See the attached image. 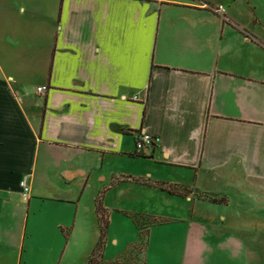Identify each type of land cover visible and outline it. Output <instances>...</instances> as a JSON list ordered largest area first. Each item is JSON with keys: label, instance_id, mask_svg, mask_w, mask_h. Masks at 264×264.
I'll use <instances>...</instances> for the list:
<instances>
[{"label": "crops", "instance_id": "crops-1", "mask_svg": "<svg viewBox=\"0 0 264 264\" xmlns=\"http://www.w3.org/2000/svg\"><path fill=\"white\" fill-rule=\"evenodd\" d=\"M144 132L160 141L138 151ZM253 187L264 201V0H0V264L85 263L99 194L97 264H147L155 229L129 251L135 215L185 224L176 264L236 258L210 244L222 204L193 191L228 203ZM112 223L135 240L120 247Z\"/></svg>", "mask_w": 264, "mask_h": 264}, {"label": "rangeland", "instance_id": "rangeland-1", "mask_svg": "<svg viewBox=\"0 0 264 264\" xmlns=\"http://www.w3.org/2000/svg\"><path fill=\"white\" fill-rule=\"evenodd\" d=\"M29 84H34V82L30 81ZM230 195V202L221 203L222 205H218L216 206L217 208L213 209L214 216L219 219L217 218V224L211 223L209 225L212 233L215 234L210 244L213 247L216 240L228 239L227 241L233 247L241 249L242 252L232 259L220 255L213 256L211 264H264V201L262 200L260 188L255 187L254 190L248 191L246 194L238 191ZM222 215H226L224 221L221 219ZM127 221L132 226L130 219ZM153 222L155 221L153 220ZM150 226L155 229L153 230L155 233L152 235V240L148 239L147 248L150 247V249L149 251L147 249L149 253L147 264H176V260H178L176 250L179 246L175 243L184 234L185 224L163 222L162 224L151 223ZM111 227V236L118 235L120 237L118 244L120 247L122 243L135 240L133 238H135L136 232L133 235L129 231L127 223H112ZM161 233L175 236L173 245L170 246L174 248L173 253L161 252L157 249L158 246L155 239L158 235L162 237L163 234ZM116 248L110 241L105 249L107 253L105 252L104 258H108V256L113 254Z\"/></svg>", "mask_w": 264, "mask_h": 264}, {"label": "trees", "instance_id": "trees-1", "mask_svg": "<svg viewBox=\"0 0 264 264\" xmlns=\"http://www.w3.org/2000/svg\"><path fill=\"white\" fill-rule=\"evenodd\" d=\"M160 188H163L167 190L170 193L179 194V195H187L188 193L192 192L191 189L179 185H165V184H159L156 183ZM193 194L196 198L206 200L208 202L212 203H225L226 200L223 197H217L210 195L208 193L199 191L197 189H194ZM95 207L98 214V227H99V237L98 240L92 249L87 261L85 264H97L101 259L103 255V249L105 246L106 241V234L108 230V214L105 210V208L102 206L101 201V194H99L95 200ZM133 223L135 227L138 230V239L137 241L132 245V247L129 249V251H136L143 253L146 245V229L148 226L151 225V223H156L159 220L158 219H151L148 221L143 220V218L140 216H133ZM153 220L155 222H153ZM126 258V257H125ZM124 262V261H122ZM118 262H114V264Z\"/></svg>", "mask_w": 264, "mask_h": 264}, {"label": "built area", "instance_id": "built-area-1", "mask_svg": "<svg viewBox=\"0 0 264 264\" xmlns=\"http://www.w3.org/2000/svg\"><path fill=\"white\" fill-rule=\"evenodd\" d=\"M213 9L215 12H224V9L221 5L216 6ZM45 90H47L46 85H40V86L36 87L37 93H43ZM159 141H160V138L158 136L144 132V133L136 135L135 147L138 151H142L143 149H145L147 147L154 146ZM19 185L22 188L23 194H26L28 192L29 188H28L27 184L25 183V181L21 180L19 182Z\"/></svg>", "mask_w": 264, "mask_h": 264}]
</instances>
